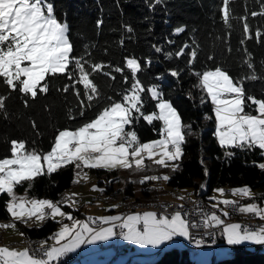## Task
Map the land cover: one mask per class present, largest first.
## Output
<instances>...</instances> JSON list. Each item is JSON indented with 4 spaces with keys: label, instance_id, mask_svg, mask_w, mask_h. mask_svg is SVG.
<instances>
[{
    "label": "trees",
    "instance_id": "obj_1",
    "mask_svg": "<svg viewBox=\"0 0 264 264\" xmlns=\"http://www.w3.org/2000/svg\"><path fill=\"white\" fill-rule=\"evenodd\" d=\"M53 2L58 17L66 19L69 24L73 54L110 65L105 71L110 72L111 76L96 73L90 77L98 86L101 97L92 107L84 109L83 116L79 115L80 103L74 90L61 91L64 85L71 83L66 75L50 78L49 92L39 94L35 99L28 98V106L24 105L25 97L22 94L11 92L6 99L5 109L0 110V158L11 155L10 141L13 139H23L28 142V147L49 151L58 130L75 128L94 119L109 102L108 98L121 100V93L130 88L132 83L125 57H135L141 63L138 79L146 88L158 84L164 98L170 100L178 110L182 123L191 128L186 132L184 155L177 162L175 170L145 160L146 167L143 170L130 168L133 178L126 184V191L134 194L131 192L132 187L136 188L137 185L143 188L149 183H141L144 176H155L156 172L164 171L170 177L167 180L169 186L190 188L195 193L204 185L206 189H203V194L207 198H210L209 194L216 186L242 185L254 188L257 191L256 197H264V170L258 167V161L264 159L262 150L258 147L249 150L219 145L214 135L216 126L212 103L197 86L199 78L195 75L196 72L201 73L217 66L227 69L233 78L251 76L254 71L257 79H246L243 87L247 95L264 98V9L261 7L264 0H230L228 7L231 10V27L223 20V0H162L159 4H154V0ZM252 12H256L257 16L253 17ZM245 16L246 21L243 19ZM245 22L249 25L248 33L243 29ZM127 26L132 28L131 32ZM177 27H184L185 30L177 34ZM257 29L262 33L259 40L255 36ZM249 36L251 38H247ZM185 44L189 46L185 54L177 57L175 53ZM154 46L162 51H155ZM192 48L197 49V56L193 64L189 65ZM248 53H251L253 69L247 67ZM117 67L123 71H115ZM171 69L178 70L179 76H172L169 71ZM125 76L129 78L127 82ZM78 87L83 89V85ZM9 91L0 80V94L8 95ZM142 97V111L145 114L158 111L156 101L150 98L147 91L142 93ZM246 111L252 109L246 108ZM209 115H212L211 118ZM33 121L36 123L35 129L32 127ZM161 127V121L154 120L149 124L142 117L126 126L137 133L141 142L160 137ZM226 152H232L233 155L227 156ZM75 168L74 164L61 167L51 174L35 177L31 187L25 181L15 190L18 193L27 192L30 198L57 200L71 187ZM89 170L97 178L96 185L109 188L123 177L118 168ZM143 194L149 195L147 191ZM8 198L6 193L0 194V219L11 218L6 209ZM73 211L81 212L79 209ZM17 224L25 236L47 237L57 228L58 222L48 217L39 224ZM191 250L186 248V243L178 248L171 246L158 251L150 259L133 251V257L128 258L124 264H197L190 256ZM230 250V253L217 259L212 257L208 264H264V249L259 244L233 245ZM139 255L145 258L136 261Z\"/></svg>",
    "mask_w": 264,
    "mask_h": 264
},
{
    "label": "snow or ice",
    "instance_id": "obj_2",
    "mask_svg": "<svg viewBox=\"0 0 264 264\" xmlns=\"http://www.w3.org/2000/svg\"><path fill=\"white\" fill-rule=\"evenodd\" d=\"M161 2L162 0H154V4ZM229 2L230 0H223V20L231 27ZM261 7L264 9V5ZM251 15L255 17L257 13L252 12ZM243 19L246 21L247 17ZM243 29L245 33L249 32L247 22L243 24ZM127 30L131 32L132 28L127 26ZM184 30V27H177L175 33L179 34ZM261 35V31L257 29L255 36L258 40ZM188 47L185 44L175 55L177 57L184 55ZM155 51L160 52L162 49L155 47ZM245 51L247 52V49ZM73 52L69 24L66 19L58 17L53 0H0V80L6 89L10 90L8 95L0 94V110L5 109L6 99L11 92L22 94L25 97L24 105L28 106V98L35 99L39 94L49 92L50 78L66 75L71 83L64 85L61 91L74 90L80 103L79 115L83 116L84 109L92 107L101 97L98 86L90 77L96 73L111 76L110 72L105 71L111 66L103 62H92L85 59V56L78 57ZM168 55L171 57L172 54ZM196 56L197 49L192 48L189 65L193 64ZM248 56L247 67L253 69L250 62L251 53H248ZM125 62L131 71L132 83L130 88L121 93L122 99L108 98L109 102L94 119L75 128L58 130L49 151L43 152L37 147H28V142L23 139L10 141L11 155L0 158V194L6 193L10 197L6 203L7 212L14 220L25 223L32 218H35L36 222H42L48 217L55 219L57 216L67 218L72 223L70 225L62 223L61 228L50 237L54 241L51 246H47V240L41 242L42 256L36 255L29 248L0 246V264H54L83 244L106 241L116 236L117 228L121 230L119 235L124 240L144 246L158 247L176 236L190 237V227L195 225L190 224L180 211H176L170 218L149 211L127 216L89 217L82 221L73 217L71 213L63 212L59 202L28 198L27 192L24 196H18L15 192L16 187L25 181L31 187L35 177L45 173L51 174L61 167L72 164L81 170L83 168L143 170L146 167L145 160H150L155 165L171 167L173 170L178 167L177 162L184 155L186 132L191 126L182 123L177 109L170 100L164 98L158 84L146 88L138 79L141 63L137 58L125 57ZM115 71L121 72L123 69L117 67ZM169 71L172 76H179L178 70ZM195 75L199 78L197 86L207 94L213 105L216 123L214 135L219 145L249 150L258 147L264 155V98L247 95L243 87L246 79H257L254 71L251 76L233 78L227 69L217 66L202 73L196 72ZM124 79L127 82L129 78L125 76ZM78 85H83V89L81 90ZM145 91L156 101L158 111L150 114L142 111L144 107L142 93ZM246 108H251L252 111H246ZM69 112L71 113V109ZM141 117L149 124L154 120L162 122L159 139L141 142L135 131L127 130L126 126L132 125ZM70 118L75 119L74 116ZM32 127L36 128L35 121L32 122ZM226 155L231 156L233 153L226 152ZM258 167L264 170V163H259ZM84 176L86 178L87 173H84ZM160 179L167 181L170 177L144 176L141 183ZM216 191L224 193L223 189ZM232 193L245 197L252 196L249 186L234 188ZM75 195L77 194H71ZM71 202L75 203L74 200ZM221 203L233 206L238 204L235 200L224 199L213 207L219 208ZM238 210L254 214L264 220V207L256 203L239 206ZM222 214L229 215L226 211ZM98 221L110 226H94ZM204 225L205 227L223 225V235L229 245H241L244 242L264 245V226L252 228L239 223L225 224L221 216L215 212L205 217ZM0 227L7 229L15 228L16 225L0 224ZM196 243L200 244L202 241L197 240Z\"/></svg>",
    "mask_w": 264,
    "mask_h": 264
},
{
    "label": "rangeland",
    "instance_id": "obj_3",
    "mask_svg": "<svg viewBox=\"0 0 264 264\" xmlns=\"http://www.w3.org/2000/svg\"><path fill=\"white\" fill-rule=\"evenodd\" d=\"M210 69H214V68H210ZM205 71V70H204ZM203 72V71H202ZM201 72V73H202ZM209 98V97H208ZM210 99V98H209ZM211 101V100H210ZM212 107H213V105H212ZM158 110V109H157ZM178 111V110H177ZM152 113V112H151ZM148 114H150V113H148ZM253 114H256V113H253ZM212 116V115H211ZM211 116L209 115V118H211ZM213 116H214V120H215V115H214V111H213ZM215 126H216V123H215ZM127 130H129V131H131L130 129H127ZM160 137H156V138H152V139H149V140H147V141H152V140H156V139H159ZM146 141V142H147ZM143 142H145V141H143ZM47 152V151H46ZM10 156V155H9ZM264 156V155H263ZM264 158V157H263ZM259 163H264V159H262V160H259L258 161V164ZM119 169V171H120V174H121V176H123L122 177V179L121 180H118V181H115L114 182V184H113V186H111L110 188L109 187H107V186H102V185H96V180H97V178H95V176L93 175V173L92 172H90V170H89V168H83L82 170L81 169H77V168H75V172H74V180H73V182H72V185H71V187L69 188V189H67V190H69V191H71L72 189L73 190H78V191H81V192H78V193H75V194H77V195H75V196H71L70 194H69V192H67V190L66 191H64L63 193L64 194H67L69 197H71V200H69V199H65V200H63V201H61V202H59V206H60V208H61V210L63 211V212H65V213H71V215L73 216V217H75L76 219H82L83 221L86 219V217H95V215L94 214H98V212H100V209L98 208V207H101L102 205L103 206H105V207H108V208H111L113 205H117L115 202L117 201V200H119V199H121L122 197H124V195H130L131 193L130 192H128V191H126V184L128 183V181H132V178H133V176H131V171L129 172V170L130 169H124V168H118ZM77 173H79V175H77ZM84 173H87V177L85 178V176H84ZM155 176H160V177H163V176H165L166 174L164 173V171H162V172H156L155 174H154ZM168 176V175H167ZM74 181H77V182H74ZM79 181H80V183H79ZM93 186H96V188L94 189V187ZM204 186V185H203ZM242 186H249V185H242ZM242 186H240V187H242ZM170 187H172V186H169L168 184H167V181H165V180H163V179H160V180H153V181H149V183H147V185H145V186H143V188H138L137 187V185H136V188H133L132 187V193H134V195L137 197V195H142V197L144 196V194H143V192L144 191H147V192H152V194L154 195V196H159V197H162V198H166V194H167V191L170 189ZM240 187H238V188H240ZM250 187V186H249ZM173 188H175V187H173ZM227 188H229L228 186L227 187H224V186H216V187H214V189H213V191H212V193L211 194H209L210 196H211V198H207V197H205V199H207L208 201H210V202H213V203H217L218 201H222L223 199H227L228 198V200H237V202H238V206H242V205H246V204H250V203H256V204H258L259 206H261V207H264V197H262V198H260V197H256L255 196V194L257 193V191L256 190H254V188L253 189H251V192H252V196L251 197H245V196H241V195H234L233 193H232V191H229L228 190V192H226L227 191ZM234 188H237V187H233L232 189H234ZM180 190H182V191H185V192H190V193H192V194H196V192L197 191H195V193L190 189V188H179ZM206 189V188H205ZM217 189H223L224 190V196H225V198L223 197V199L222 198H220V195H222V194H220V193H218L216 190ZM89 191V192H87V193H84L85 191ZM15 192H16V194L18 195V196H24L25 194H20V193H18L16 190H15ZM62 193V194H63ZM82 193H84V194H82ZM201 194H203V190H202V193ZM204 195V194H203ZM27 196H28V194H27ZM62 195H60L59 196V198L61 197ZM255 196V197H254ZM141 197V198H142ZM241 197H243V198H245V199H242L241 201H240V198ZM28 198H30L29 196H28ZM33 198H35V197H33ZM59 198H58V200H55V202H58L59 201ZM114 198V199H113ZM10 199V197L8 198V200ZM38 199H48V200H51V199H49V198H42V197H39ZM75 199V203L73 204L71 201L72 200H74ZM7 200V201H8ZM52 201V200H51ZM131 200L129 199V198H127L126 199V202H130ZM220 205H224V204H220ZM66 206H70V207H72L73 209L75 208V209H79L82 213V216H78V215H76L75 213H73L71 210H68L69 208H67L66 209ZM226 206V205H225ZM115 209H123L122 207H120V206H118V207H114ZM147 210V209H146ZM120 211V210H119ZM148 211V210H147ZM152 212H154L153 210H151ZM228 211V210H227ZM237 211H239V210H237ZM240 212V211H239ZM134 213V212H133ZM241 213V212H240ZM239 213V214H240ZM129 214H131V213H129ZM237 215V216H240V215ZM242 214H249V213H242ZM86 216V217H85ZM255 216V215H254ZM171 217V216H170ZM169 217V218H170ZM51 218V217H50ZM96 218V217H95ZM33 219V218H32ZM35 219V218H34ZM55 220L56 221H59L58 222V224H57V226L59 225H61L62 224V222H63V220H65V219H62L61 217H59V220H58V218H55ZM261 220V219H260ZM0 221L2 222V223H4V224H8V223H15V225H16V227L15 228H17V230L18 231H20L19 230V225L17 224L18 222H23V221H20V220H14L13 218H12V216H11V218H9V219H0ZM70 221V220H69ZM230 221H234V219H232V220H230ZM263 221V223H264V220H262ZM0 222V223H1ZM36 222V221H35ZM95 226V225H94ZM96 227H98V226H96ZM12 230H13V228H11ZM4 233L6 234H4V239L8 236V234H14L13 232H11V230H9V228H7V229H5L4 228ZM16 233H18V234H20L19 232H17L16 231ZM53 233H55V231L53 232ZM53 233H51L50 235H48L46 238H45V240H47V242L51 245V243H52V239H50V237L53 235ZM223 237V236H222ZM32 237L31 236H26L24 239H23V242L25 241V243H27V241L29 240V239H31ZM115 238H116V236H115ZM223 239V238H222ZM221 239V240H222ZM186 241H187V238H186ZM186 241H184V243H183V245L185 244V242ZM117 243V242H116ZM218 243H220V241H218ZM217 243V244H218ZM120 244V243H119ZM217 244H214V245H217ZM246 244V243H245ZM25 245V244H24ZM123 245H126V243L125 244H123ZM211 245V244H210ZM172 245H170V246H167V247H165V248H169V247H171ZM27 247V246H26ZM100 247V246H99ZM207 247H209V245H205L204 247L203 246H197V247H193L192 249L193 250H191V254H190V256H194V254H195V252L194 251H197V250H199L200 249V251L201 250H204V248H207ZM164 248V249H165ZM195 249V250H194ZM230 249H232V246H231V248ZM159 250H161V249H159ZM158 250V251H159ZM162 250H163V248H162ZM75 252V251H74ZM74 252H70V253H74ZM115 252V251H114ZM157 252V251H156ZM133 253V252H132ZM131 253V254H132ZM154 253V252H153ZM141 254H144V255H146L145 257L146 258H152L153 256H155V255H150V254H148V253H141ZM225 254H227V253H220V254H217V256L216 257H214V259H217L218 257H220V256H223V255H225ZM144 256H142L141 255V257H140V255H139V257H137V258H141V259H143V258H145ZM212 258H206V259H204V261H200V259H198V260H195V262L197 263V264H208V262H209V260H211ZM144 261V260H143ZM108 263H109V261H107Z\"/></svg>",
    "mask_w": 264,
    "mask_h": 264
},
{
    "label": "built area",
    "instance_id": "obj_4",
    "mask_svg": "<svg viewBox=\"0 0 264 264\" xmlns=\"http://www.w3.org/2000/svg\"><path fill=\"white\" fill-rule=\"evenodd\" d=\"M80 183V181H79ZM205 186L201 185L199 189H197L196 194H192L190 192H185L180 190L179 188L175 187H170V189L167 191L166 198L159 199V198H150L148 201L142 200L141 197L142 195H137L135 199H132L129 204H127L123 209L120 210V215L121 216H126V214L134 211V212H140L141 210L147 208L148 210H153L159 215H167L171 216L174 214L176 211H180L181 213L184 214L185 218L189 220L190 224H195L199 223V225H204V219L206 216L205 213L200 212L202 201H204L203 198H201V190H203ZM62 196L59 198L58 202H61L65 199H69V196L67 194H61ZM181 197L183 199H181ZM55 202V200H53ZM228 209V216H223V211L224 209L221 208L220 210H216V214L218 216H221V218L225 221V223H228L230 220L234 219L236 220L239 224L243 226H251V224L244 222L243 220H239L237 216V211L235 208L231 206H226ZM93 218H95L93 216ZM257 219L254 215L252 216V222ZM99 221L95 226L101 225ZM217 227L219 225H209L207 228L203 231H200L197 229L196 226L190 227V237H188L187 241L185 242L188 246L187 247H196L198 245L202 246L204 244H217L218 241L215 238V232ZM256 227V226H255ZM252 227V228H255ZM117 235L116 237L119 236V232L121 231L119 228L116 229ZM201 240L202 243L197 244L196 241ZM30 242V241H29ZM41 244V242L39 243ZM100 248H105L108 246L106 243H101ZM112 246L115 247V251L119 244H113ZM36 255L40 256L42 255V251L39 250L38 253H35ZM85 258L83 252L78 249L74 253H67L65 256L61 257L59 260L55 261L54 264H82V259ZM114 262V261H113ZM112 261H110L108 264H113Z\"/></svg>",
    "mask_w": 264,
    "mask_h": 264
},
{
    "label": "crops",
    "instance_id": "obj_5",
    "mask_svg": "<svg viewBox=\"0 0 264 264\" xmlns=\"http://www.w3.org/2000/svg\"><path fill=\"white\" fill-rule=\"evenodd\" d=\"M234 187H237V186H234ZM232 188L233 187L227 188L226 192H228V190L232 191ZM67 192H69V194L71 195L73 193H78L81 191L72 189L71 191L67 190ZM87 192H89V191L86 190L84 193H87ZM25 193H26L25 191L20 192V194H25ZM84 193H82V194H84ZM223 197L225 198L224 194L220 195V198L223 199ZM210 198H211V196H210ZM242 199H245V198L241 197L240 201ZM74 201H75V199H74ZM235 201H237V200H235ZM236 207L238 210V208H239L238 204L236 205ZM67 208H69L68 210H71L73 213H75L73 211V210H75V208L73 209L70 206H66V209ZM98 208L100 209V212H98V214L97 213L94 214L95 217L120 215V211L118 209L113 208V207L108 208V207H105L102 205L101 207H98ZM149 211H151V209L148 211L146 209H143L140 212L132 211L130 213L131 214H134V213L142 214L144 212H149ZM75 214L78 216H82L81 212L80 213L77 212ZM127 215H130V214L128 213V214H126V216ZM56 218H58V220H59V216H57ZM62 219H65V220H63L62 223H67L69 225L72 223V221H69L67 218H62ZM87 219H88V217H86L85 220H87ZM79 220H82V219H79ZM35 221L36 220L34 218L30 219L27 221V224L34 225V224L41 223V222H35ZM57 222H59V221H57ZM229 223H238V222L236 220H234V221H229ZM0 224H4V223L1 222ZM8 224H10V223H8ZM61 226H62V224L60 226L58 225L54 231L57 232L61 228ZM108 226H110V225H108V224L99 225V227H108ZM9 230H11V232H13L14 234H8V236L4 239V234H5L4 228L0 227V246H9V247L17 248V249L27 248L24 245V244H26L25 243L26 240L23 242V239L26 237L25 234L23 232L18 231L17 228H13V230L11 228H9ZM16 231L19 233H23V235L16 233ZM222 238L223 239L220 240V243H218L217 245L211 244V245H209V247L204 248V250H201V251H200V249L197 250L196 253L194 254V256H192V258L194 260L200 259V261H204V259L216 257L217 254H220V253H230V251H231L230 248L233 245L227 244V241H226L224 235ZM51 241H52V243H51V245H52L54 243V241L53 240H51ZM184 241H186L185 237L176 236L171 241H166L158 247H153L150 245L144 246V245H138V244L131 242V241H126L122 238V236H119L118 238H115V236H114V237H111L110 239H108L106 241H97L96 243H93V244H83L79 248L75 249L74 251L80 249L83 252L85 258L82 259V264H108L107 261H109V260H112V261L114 260V264H115V262H116V264H124L128 260L129 256L132 255L131 253L133 251L138 252V253L140 252V253H148L150 255H154L158 252L159 249L162 250V248H165V247L170 246V245L177 247V248L182 247ZM116 242L120 243V244L126 243L125 254H122V253L121 254H115L114 248H111L109 246L106 248H103V249H100V247H99V245L101 243L112 244V243H116ZM244 243L251 244L252 246L256 245L253 242H244ZM259 245L261 246L262 249H264V245H262V244H259ZM74 251H72V252H74ZM138 259L140 260V258H136V261H139Z\"/></svg>",
    "mask_w": 264,
    "mask_h": 264
},
{
    "label": "bare ground",
    "instance_id": "obj_6",
    "mask_svg": "<svg viewBox=\"0 0 264 264\" xmlns=\"http://www.w3.org/2000/svg\"><path fill=\"white\" fill-rule=\"evenodd\" d=\"M201 193H202V190H201ZM200 193V195H201V198H203L204 199V201H202V205H201V209H200V212H203V213H205L206 215H210L211 213H213V212H215L216 210H220L221 208H223L224 209V211H226V212H228L227 210V208H226V206H228V205H220L219 206V208H214L213 207V205L214 204H216V203H213V202H210V201H208L207 199H205V196L203 195L202 196V194ZM148 194L149 195H144L141 199L142 200H146V201H148L150 198H159V199H162L163 200V198L162 197H159V196H154L153 194H152V192L150 191V192H148ZM127 198H129L130 200H132V199H135L136 198V196L134 195V194H130V195H124V197H122L121 199H119V200H117L115 203L117 204V206H120V207H122V208H124L127 204H129V202H126V199ZM114 199V198H113ZM58 200V199H57ZM229 206H231V207H233V208H235L236 209V211H237V207L236 206H233V205H229ZM145 209H147V208H145ZM148 210V209H147ZM216 213V212H215ZM240 212L239 211H237V215L239 214ZM183 214V213H182ZM184 215V214H183ZM240 216H238V218H239V220H243L244 222H246V223H249V224H251L252 225V227H255V228H258V227H261V226H264V223H263V221L262 220H260L259 218H257L256 216V218L257 219H255V221L254 222H252V216L254 215V214H251V213H249V214H242V212L239 214ZM229 223V222H228ZM228 223H225V224H228ZM196 227H197V229H199L200 231H203V230H205L207 227H205V225H199V223H195L194 224ZM223 225H219V227H217V229H216V232H215V238H217L216 240L217 241H220L221 239H222V236H223ZM120 236V235H119ZM118 236V237H119ZM118 237H116V238H118ZM45 238L46 237H37V236H35V237H32L31 239H29L28 241H27V243L25 244V246H27V248H29V249H31L34 253H38V251L40 250V246H41V244H39L40 242H42V241H45ZM188 240V239H187ZM30 241V242H29ZM113 244H119V243H112V244H108V246L109 247H111V248H114V251H115V247L114 246H112ZM119 245H123V244H119ZM205 245H210V244H204V245H202L203 247L205 246ZM47 246H51L48 242H47ZM107 246V247H108ZM124 246V248L122 247V246H118L117 247V249H116V251H115V254H125V248H126V245H123ZM188 245L186 244V248H188V249H190L191 250V248H193V246H191V247H187ZM198 246H200V245H198ZM197 247V246H196ZM106 248V247H105ZM100 249H103V248H100ZM43 255V254H42ZM42 255H40V256H42ZM132 256L133 255H131L129 258H132ZM114 261V260H113ZM112 261V262H113ZM111 264V263H110ZM113 264H114V262H113Z\"/></svg>",
    "mask_w": 264,
    "mask_h": 264
}]
</instances>
